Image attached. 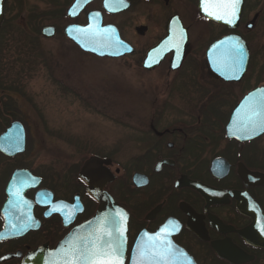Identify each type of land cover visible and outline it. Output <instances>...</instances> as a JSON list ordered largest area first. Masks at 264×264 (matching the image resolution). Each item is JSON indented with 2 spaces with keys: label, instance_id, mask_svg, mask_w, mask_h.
<instances>
[{
  "label": "flooded vegetation",
  "instance_id": "flooded-vegetation-1",
  "mask_svg": "<svg viewBox=\"0 0 264 264\" xmlns=\"http://www.w3.org/2000/svg\"><path fill=\"white\" fill-rule=\"evenodd\" d=\"M140 1L52 0L51 14L68 21L64 35L70 25L86 26L92 14L97 20L101 17L103 26H114L129 44L125 47L128 52L114 59L138 56L145 70L162 68L170 84L176 85L175 90L183 86L186 109L153 112L149 129L138 136L144 150L133 157V171L126 177L130 178V188L121 181L125 170L110 155L92 154L64 178L57 170L34 168L24 157L28 150L25 125L18 119L5 120L0 137L16 122L25 130L26 142L24 150L15 154L8 153L13 143L2 148L4 143L0 142V264H22L41 246L55 248L73 228L96 213L99 201L89 192L91 180L81 176L84 163L94 156L109 160L102 163L112 178L104 189L130 214L126 264L139 234L161 229H166L163 234L196 264H264V132L240 139L228 131L236 106L255 88H264V84H257L238 90L250 70L248 40L237 28L207 17L201 9L202 0H143L157 5L151 17L159 16L162 31L139 48V42L126 37L116 18L133 11ZM248 1L244 2L240 26L246 19ZM10 2H4L2 23L8 19ZM255 20L245 22L248 31L256 26ZM48 26L58 34L57 25L44 26L41 33ZM149 31V25H137L135 36L141 38ZM194 33L198 44L194 43ZM237 34L247 42L250 60L242 77L232 79L239 74L236 58L230 52L225 54V49L210 55L209 48L223 37ZM165 40L167 47L159 62L152 68L145 67L149 51ZM174 40L178 48L170 43ZM210 56H215L216 66L222 70L213 67ZM166 112L175 113L178 119L163 123L157 115ZM247 171L258 175L247 176ZM220 245L237 249L244 259L233 262L217 250ZM12 254L15 256L8 258Z\"/></svg>",
  "mask_w": 264,
  "mask_h": 264
},
{
  "label": "rangeland",
  "instance_id": "rangeland-1",
  "mask_svg": "<svg viewBox=\"0 0 264 264\" xmlns=\"http://www.w3.org/2000/svg\"><path fill=\"white\" fill-rule=\"evenodd\" d=\"M51 1L11 0L8 5V19L0 26V128L10 119L25 125L24 157L36 169L57 170L64 178L92 154L110 155L125 170L121 181L130 188L126 177L133 171V157L144 150L138 136L149 129L155 110L186 109L184 88L175 90L162 68L145 70L138 56L114 59L84 53L64 35L68 21L51 14ZM247 6L237 29L248 40L252 60L239 91L264 84V0H249ZM156 7L142 0L116 18L139 48L162 31L159 16L151 17ZM252 19L256 26L248 31L245 22ZM144 23L149 33L136 38L135 27ZM47 25H57L58 34L44 36L41 29ZM174 114L157 116L163 123L175 122Z\"/></svg>",
  "mask_w": 264,
  "mask_h": 264
},
{
  "label": "water",
  "instance_id": "water-1",
  "mask_svg": "<svg viewBox=\"0 0 264 264\" xmlns=\"http://www.w3.org/2000/svg\"><path fill=\"white\" fill-rule=\"evenodd\" d=\"M5 0H0V26L3 20V8H4ZM245 0H240L239 3V10L237 12L235 23L228 24L223 20H216L214 18L209 17L202 9V12L209 18L224 24L230 28H238L240 24V18L242 15V11L244 8ZM76 5L73 6L68 14H71L73 9H75ZM109 7V6H108ZM250 26H253L250 25ZM99 29L96 34H91L87 32H80L78 29ZM110 31H104V30ZM56 33L54 27H45L42 30V34L46 37H53ZM66 35L73 40L76 44H78L83 50L91 52L99 57H120L122 56L125 51L126 43L121 39L117 30L112 26H102L101 18L95 21V19L91 16L90 22L87 26H75L71 25L66 28ZM116 41H119L117 43ZM240 45L242 46L243 50V57L242 59L236 58V61L240 66L236 68L237 74L236 77H231L232 79H240L247 69V64L250 60V50L249 46L244 40L241 35H230L226 36L219 41L213 43L209 48V53H212L220 50L225 49L224 53L229 54L231 53L234 56L232 46L233 45ZM167 47V40L160 44V46L152 49L149 54L148 58L145 62V67L152 68L154 67L160 60L159 56H162L163 49ZM229 48H231L229 50ZM124 49V50H123ZM211 57V56H210ZM213 67L216 66L217 59L215 56L210 58ZM216 70L219 72L222 68L216 66ZM229 79L228 77H226ZM260 105V110L264 113V88H255L253 91L248 93L242 101L236 106L234 113L232 115V120L228 126V131L231 136H236L240 139L244 138H254L264 132V128H255L253 130L250 121L255 119L253 116V108ZM20 127V131H19ZM0 142L6 146V143L11 142L13 146H9L8 153L15 154L17 152L24 150L25 144V133L24 129L19 123H14L8 131L0 137ZM14 143H20L19 145ZM109 163L108 159H102L98 156L91 157L90 159L86 160L82 167L81 176L85 180L90 183L89 192L98 199L99 207L96 213L88 220L84 221L80 225L76 226L61 242L55 247L50 248L47 245L41 246L36 250L30 252L22 262V264H65V261L68 257L65 256V253L69 249L70 245L77 242L78 237H89L95 236L99 234L102 230L108 229L111 230V224L113 221L119 224L120 229L124 232V264H126L128 252L130 249V214L129 212L121 206L113 196L104 189V186L112 179L107 173L106 170L103 169L102 163ZM243 173V172H242ZM245 175H251L257 177V173L252 172H245ZM89 178V179H88ZM261 178H258L259 180ZM263 181V180H262ZM117 213L122 214L123 221L121 222L120 218L117 217ZM160 233L161 240H167L170 242L172 248L176 252V256L174 258V264H196L194 260L190 257L187 252L177 246L171 239L166 237L160 231L157 233H148L147 231H142L131 251V260L129 264H132L133 257L135 256V250L137 245L147 243L146 235H156ZM217 250L224 255L225 257L231 259L233 262H241L244 259V256L241 252H239L235 248L229 247H221L216 246ZM181 253L183 255H181ZM15 255H10L8 258L14 257Z\"/></svg>",
  "mask_w": 264,
  "mask_h": 264
},
{
  "label": "snow or ice",
  "instance_id": "snow-or-ice-1",
  "mask_svg": "<svg viewBox=\"0 0 264 264\" xmlns=\"http://www.w3.org/2000/svg\"><path fill=\"white\" fill-rule=\"evenodd\" d=\"M240 0H202L203 11L211 18L223 20L228 24H234L239 10ZM80 32L96 34L99 29H78ZM110 31V30H104ZM119 43V41H116ZM174 47H179L178 41H170ZM234 57L242 59L243 50L240 45L232 46ZM235 67V64L233 65ZM260 105L253 108L255 119L250 121L253 130L264 128V113L260 110ZM18 196V192H13ZM46 195V194H45ZM117 217L123 221L122 214L117 213ZM111 230L104 229L99 234L89 237H78L77 242L70 245L65 253L68 259L65 264H124V232L115 221L111 224ZM161 233H166V229H161ZM146 235L147 243L137 245L132 264H174L176 256L175 250L170 242L161 240L160 233L156 235ZM181 255H183L181 253Z\"/></svg>",
  "mask_w": 264,
  "mask_h": 264
}]
</instances>
